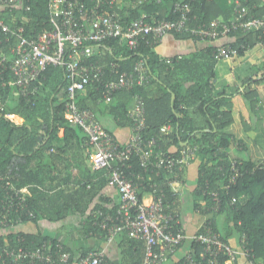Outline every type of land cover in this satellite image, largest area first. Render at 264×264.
Listing matches in <instances>:
<instances>
[{
    "label": "built area",
    "instance_id": "built-area-1",
    "mask_svg": "<svg viewBox=\"0 0 264 264\" xmlns=\"http://www.w3.org/2000/svg\"><path fill=\"white\" fill-rule=\"evenodd\" d=\"M146 1L134 0L133 8ZM248 1L245 0L246 3ZM195 2L196 0L175 2L174 20H153L149 14L144 13L137 19L123 23L112 12L114 0H48L53 27L51 31L39 34L36 39L27 38L24 27L12 31L5 20L0 18V32L12 34L17 41L11 50L13 58L10 65L6 64L7 58L0 60V84L3 89L7 86L15 88L17 97L30 102L38 95V84L49 66L67 68L69 85L66 91V119L69 125L80 128L87 135L92 148L93 169L106 171L108 184L120 196L115 214L99 209L90 212V217L98 221L96 225L106 233L109 241L126 232L130 239L142 242L145 247L142 264L168 262L187 240L192 245H200L201 250L199 256L190 250L184 256L185 264H239L241 259L248 264H262L253 250L248 248L245 237L240 239L238 246H234L231 242L222 240L208 223H203L193 236L186 235L180 226L181 217L172 212L171 205L165 202V195L163 191H158L157 185H151L153 192L144 194L141 199L139 193L140 186L144 183L143 176L129 175L126 171L134 156L139 158L145 173L165 170L174 175L175 180L170 182V186L178 193L182 183L179 173L196 161L198 151L197 147H184L177 155H166L155 151L154 140L146 143L143 137L147 129L146 103L141 95L135 94L130 112L131 136L126 143L107 131L94 111L80 109L77 105L78 95L92 84L104 87L108 103L113 101L118 92L131 91L149 84L150 75L144 59H140L131 72H120L119 65L112 63L108 67L111 76L108 80L105 79L107 67L83 62L95 54L101 55L96 46L111 39H121L131 51H137L142 41L147 39L150 40L147 41L148 45L156 48L167 35L190 34L202 42H218L213 52L218 60L238 58L241 50L248 52L255 46L264 49V0L254 4L252 8L241 0H236L235 9L228 20L202 22L193 27L191 23L195 18L192 4ZM0 6L30 11L25 0H0ZM237 32L255 35L256 45L246 43L237 47L233 43H221L223 38ZM67 47L72 48L71 55H67ZM67 56L72 61L67 60ZM181 59L182 57H178L176 61ZM161 61L172 64L175 59L162 58ZM7 73L11 74L12 81H6ZM7 102L0 91V118L14 122V115L7 111ZM161 130L167 133L169 128L162 127ZM245 163L243 160L233 161L230 184L236 185L240 178L264 171V160L255 163L250 169L246 168ZM229 188L230 186L226 190ZM147 194L151 196L149 203L144 200ZM210 195L219 209L220 194L214 191ZM32 197L29 186L18 188L10 175L0 176V264H112L103 251L74 256L72 252L65 250L63 244L54 245L52 239L37 246L27 245L21 229L31 223L28 221L36 218V211L30 205Z\"/></svg>",
    "mask_w": 264,
    "mask_h": 264
},
{
    "label": "trees",
    "instance_id": "trees-1",
    "mask_svg": "<svg viewBox=\"0 0 264 264\" xmlns=\"http://www.w3.org/2000/svg\"><path fill=\"white\" fill-rule=\"evenodd\" d=\"M260 1L249 0L246 3L245 0H242L250 8L254 4L260 3ZM25 2L26 5L30 6V11L25 12L15 7H2L0 18H3L4 13L13 14L14 21L10 22L3 19L14 32L24 27V35L27 38L36 39L39 34L51 31L53 26L49 16L48 0H25ZM156 3V0H150L134 9H128L126 14L115 13L116 6H114L112 12L117 14L123 23L137 19L144 13L149 14L153 20L176 19L173 12L175 2L171 4L172 6L170 5V8ZM192 5L193 18H195L191 23L193 27L215 18L227 20L234 9V3L231 8H222L218 6L216 0H202L201 9H199L200 3L198 0ZM20 15H23V17L21 18ZM233 35L237 38V41L233 43L237 47L246 43L252 46L256 45L255 35L253 34L245 35L243 32H237ZM175 36L194 38L190 34ZM8 38H10L9 41ZM147 41L150 40L142 41L137 51H131L123 40L111 39L100 46H96L101 51V55L95 54L90 59L83 61L107 67V77L105 79L108 80L111 77L108 67L112 63L119 65L120 72H131L135 64L140 59H144L150 75V82L147 86L131 91L118 92L115 94L113 101L107 103L104 87L100 84H92L78 95L77 105L80 109L94 111L97 117L103 107L107 106L113 111L117 119L131 126L130 112L134 104L135 94L141 95L146 103L147 129L143 135L145 142L149 143L154 140L155 151L166 155H177L184 147H197V159H201V164L198 169L197 187L195 189L196 212L207 218L204 223H208L213 231L220 235L222 240L228 242L234 232L240 238L245 237L248 248L253 250L257 260L264 264V171L246 175L240 178L236 185L230 184L233 174V161L242 160L233 159L230 156L233 140L225 133L227 126L233 122L230 105L225 97L221 96L217 99L214 96L210 80L207 81V84L199 80L196 88L203 96H199L194 103L189 95L190 92H184L186 82L177 76L178 79L174 74V66L178 61L175 59L172 64L164 63L156 54L155 48L149 46ZM16 42V38L12 37V34L6 35L0 32V60L3 57L7 58V65H10L12 61L11 50L16 46ZM72 52V48L67 47V55H71ZM213 52L214 47L211 48L210 54L214 60ZM245 53L246 51L241 50L240 56L245 55ZM66 59L72 61L69 56ZM6 81H12L10 73L6 74ZM38 85L40 86L38 95L27 102L25 98L15 96V88L7 86L6 89H3L0 84V91L8 101L7 111L24 119L22 125H16L4 117L0 118V176L10 175L18 188L30 184H40L45 190L53 191V188L46 185L47 181L43 178L45 169L64 155L68 148L74 149L76 142L82 145L89 142V139L83 137L85 133L80 128L69 125L65 116L66 91L69 85L67 68L49 66ZM263 85L264 69L263 76L260 79L244 82L243 91L238 89L232 95L241 96L248 103L251 110H254L262 97L264 98ZM197 90H191V94L197 93ZM174 95L175 99L173 100ZM204 95L207 96L206 99H204ZM194 105L197 106L192 111L191 107ZM222 107H225L224 110ZM162 127H168L169 131L163 133ZM62 130L64 133L61 136ZM44 163L46 164L43 166ZM254 164L246 162L245 166L250 169ZM129 165L130 168L126 170L129 175H141L144 178V183L140 186L139 195L141 199L144 194L153 192L151 185H157L158 191H163L165 195V202L171 205L172 212L181 217L180 192H174L170 186V182L175 180V176L165 170L145 173L140 166L139 158L136 156L129 162ZM185 174L186 170L179 173L182 182ZM47 175L49 177L52 173L47 172ZM103 182L100 189H97L98 182L92 184L87 181L86 183H79L75 189L69 187L70 189H66V191L70 193V190L73 189L77 191L78 196L83 195L93 201L103 187L109 183L106 176ZM90 184L91 188H88ZM228 186L230 188L226 190ZM66 191L62 190L60 192L59 203L65 200ZM214 191L220 194L221 206L219 209L216 208L213 197L210 195ZM55 195L36 193L35 197L30 200L31 207L36 211V218L28 222L38 225L42 219L55 222L67 217L71 212L68 209L69 205H66L65 202V205L59 207ZM199 201H204L206 205L202 207ZM56 206L60 208L56 214L57 216L54 213ZM97 207H100L101 210L105 209L100 205H97ZM218 217L225 218L226 227L224 232L216 222ZM180 226L184 229L182 222ZM89 232L99 234V230L93 228L91 223L85 228V233L88 234ZM21 235L26 238L28 242L26 244L29 246L31 244L41 245L44 241L52 238L42 232H24ZM122 236L130 242L133 248L141 245L144 248V253L138 260L129 256L130 252L128 254L127 249L122 251L124 258H130L129 264H142L145 259L144 244L130 239L127 233L122 234ZM52 240L54 245L60 244L57 240ZM187 242L188 240L185 243ZM65 250L71 252L66 247ZM192 250L196 256H199L201 246L194 244ZM88 253L84 252L82 255ZM73 255L76 256L74 253ZM177 264H185L184 258L178 261Z\"/></svg>",
    "mask_w": 264,
    "mask_h": 264
},
{
    "label": "crops",
    "instance_id": "crops-1",
    "mask_svg": "<svg viewBox=\"0 0 264 264\" xmlns=\"http://www.w3.org/2000/svg\"><path fill=\"white\" fill-rule=\"evenodd\" d=\"M114 1L116 6L114 11L118 14H126L127 10L134 6V0ZM148 1L150 0L146 2ZM177 1L179 0H156V4L166 5L170 8V5ZM198 1L200 3L199 9H201L202 0ZM216 1L218 6L224 8L226 6L224 4L228 0ZM235 1L236 0H233L234 9L236 6ZM229 7L231 8L232 5ZM1 10L2 8L0 6V11ZM20 17L22 18L23 15H20ZM3 18L10 22L15 20L14 15L10 13H4ZM213 20L220 19L215 18L210 21ZM236 41V36L230 35L223 38L221 43L228 44L235 43ZM217 44L218 42L210 44L206 41L202 42L191 37L181 38L175 35H167L156 46L155 52L161 59H177L178 57H182L174 66V74L176 77L178 76L186 82L184 84V92H190L189 95L191 99L194 100V103L199 96H203L199 89L197 90L196 88L198 87L197 83L199 80L204 84H207V81L210 80L212 83L211 90L214 96H216L217 99L221 98V96L225 97L232 109L233 122L225 129V133L233 140L230 150L231 158L258 163L264 160V98L262 97V100L258 103L256 108L251 110L248 103H246L241 96H233L232 94L238 89L243 91L244 82L260 79L263 76L264 50L259 46H255L253 49L246 52L245 55L238 58L231 60H213L210 55L211 48ZM193 89L198 92L191 94V90ZM15 96L17 97L16 94ZM206 98L207 96L204 95V99ZM196 106L197 105L192 106L191 110L193 111ZM224 108L225 107H222L223 110ZM98 119L101 125L107 131L113 133L122 143L129 141L131 136L130 124L117 119L110 108H107V106L103 107V110L98 115ZM13 123L22 125L24 119L14 115ZM63 133L64 131L62 130L61 136ZM84 136L88 139L86 134H83V137ZM91 154L92 148L89 142L82 145L76 142L74 149L68 148L64 155L56 159L55 163H52L50 167L45 169L44 173L46 174L43 173V178L47 181L46 185L53 188V191L45 190L40 184H30L29 187L31 188L32 196L35 197L36 193L48 194L50 196L56 194V200H58L59 203L61 197L60 192L62 190H69V187L75 189L81 182L86 183L90 181L92 184L98 182L99 186L97 189H100V185L104 183V177H107V172L93 169ZM45 164L46 163H44L43 166ZM200 164L201 159H196V161L192 163L186 170L183 182L178 188L182 205L181 222L189 237L193 236L207 219L205 216L199 215L198 212H196L194 203L196 200L195 189L197 187ZM46 171L52 173V175L48 177ZM76 192L77 191L73 189L70 190V193L66 191L65 200L58 204L59 207L65 205V202L66 205H69L68 209H70L71 212H69L67 217L55 222L42 219L38 225L29 223L21 230L29 233L42 232L49 235V237H52L51 239L57 240L60 244H63L76 256H81L84 252L103 251L109 263L129 264L130 258H124L122 253L124 249H127L128 254L130 252L129 256L135 257L137 260L142 257L144 253L142 245L133 248L130 242L125 240L124 236L121 237V235L126 234V232L120 233L113 241H109L106 237V233L96 225L98 221L90 217V212L99 210L100 207H97V205L105 208L103 210L107 213L111 215L115 214L114 210L120 202L119 193L115 188L107 184L93 201L83 195L78 196ZM144 200L146 203H149L151 201L150 194L145 195ZM199 203L202 207L206 205L204 201H199ZM59 207H55V215L58 210H60ZM224 219V217H218L216 219L218 226H220L223 232L226 227ZM90 223L93 228L99 230V234L94 232L85 233V228ZM240 239V236L234 232L229 242L234 246H238ZM190 250H192V244L188 241L180 248L176 256L164 264H177V262L183 259ZM239 264L248 263L246 260L241 259Z\"/></svg>",
    "mask_w": 264,
    "mask_h": 264
},
{
    "label": "rangeland",
    "instance_id": "rangeland-1",
    "mask_svg": "<svg viewBox=\"0 0 264 264\" xmlns=\"http://www.w3.org/2000/svg\"><path fill=\"white\" fill-rule=\"evenodd\" d=\"M232 4H233V1L232 0H228L224 5H226L225 8H228Z\"/></svg>",
    "mask_w": 264,
    "mask_h": 264
},
{
    "label": "water",
    "instance_id": "water-1",
    "mask_svg": "<svg viewBox=\"0 0 264 264\" xmlns=\"http://www.w3.org/2000/svg\"><path fill=\"white\" fill-rule=\"evenodd\" d=\"M175 99V95L173 96V100Z\"/></svg>",
    "mask_w": 264,
    "mask_h": 264
},
{
    "label": "bare ground",
    "instance_id": "bare-ground-1",
    "mask_svg": "<svg viewBox=\"0 0 264 264\" xmlns=\"http://www.w3.org/2000/svg\"><path fill=\"white\" fill-rule=\"evenodd\" d=\"M192 248H193V245H192Z\"/></svg>",
    "mask_w": 264,
    "mask_h": 264
}]
</instances>
